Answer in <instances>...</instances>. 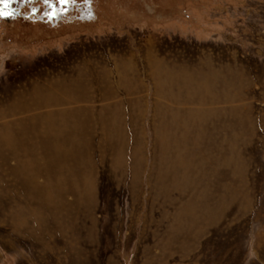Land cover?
<instances>
[{
  "label": "rangeland",
  "instance_id": "1",
  "mask_svg": "<svg viewBox=\"0 0 264 264\" xmlns=\"http://www.w3.org/2000/svg\"><path fill=\"white\" fill-rule=\"evenodd\" d=\"M5 12L0 264H264V0Z\"/></svg>",
  "mask_w": 264,
  "mask_h": 264
},
{
  "label": "snow or ice",
  "instance_id": "2",
  "mask_svg": "<svg viewBox=\"0 0 264 264\" xmlns=\"http://www.w3.org/2000/svg\"><path fill=\"white\" fill-rule=\"evenodd\" d=\"M16 0H0V18H4L6 15L5 8H7L8 5L15 3ZM25 2H28V0H25ZM75 0H59L60 4H68V3H74ZM44 3H50V0H44ZM7 15H11L10 13H7Z\"/></svg>",
  "mask_w": 264,
  "mask_h": 264
}]
</instances>
